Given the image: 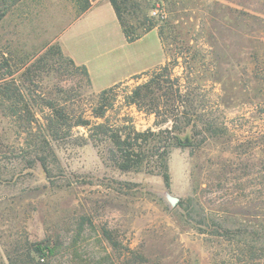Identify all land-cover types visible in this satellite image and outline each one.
<instances>
[{"label": "rangeland", "instance_id": "rangeland-1", "mask_svg": "<svg viewBox=\"0 0 264 264\" xmlns=\"http://www.w3.org/2000/svg\"><path fill=\"white\" fill-rule=\"evenodd\" d=\"M98 1L3 0L0 53L18 73L52 44L69 56L59 35L84 5ZM206 1L196 0L188 9L178 3L172 13L165 6L175 35L166 47L159 27L127 42L114 11L111 15L101 7L98 17L110 36L66 43L84 57L96 49L110 53L98 83L92 85L81 69L66 63L38 81V90L65 104L68 114L94 120L102 85L151 67L117 84L107 116L111 121L125 117L139 130L156 129L155 115L128 104L124 96L167 64L172 77L193 91L198 110L196 126L180 133L194 145L170 152L169 185L145 167L120 169L109 159L111 144L95 145L83 126L74 127L52 152L32 156V167L25 169L18 154L23 140L0 113V151L14 145L16 152L0 157V264H244V246L221 234L236 220L244 224L245 194L257 189L244 191V133L264 130V0H208L209 8ZM178 46L185 53L175 65ZM205 122L218 131L208 133ZM187 209L202 216L190 217ZM37 244L52 246L54 253L43 259Z\"/></svg>", "mask_w": 264, "mask_h": 264}, {"label": "trees", "instance_id": "trees-1", "mask_svg": "<svg viewBox=\"0 0 264 264\" xmlns=\"http://www.w3.org/2000/svg\"><path fill=\"white\" fill-rule=\"evenodd\" d=\"M11 1L15 3L17 0ZM109 1L129 42H134L159 27L161 43L166 47L170 43L169 40L174 43L175 35L171 33L174 27L168 21L165 6H168V12L172 13L178 3L188 9L196 0ZM0 2L4 4L3 0ZM205 4L209 8L208 0ZM90 7V3L84 5L81 13ZM1 12L5 14L7 8ZM246 14L248 18H258L251 12ZM159 21L164 24L159 26ZM166 26L169 27L168 30ZM176 48L180 50H176L175 55V65H178L179 57L183 55L181 53L185 52L180 46ZM62 63L81 69L83 74L90 78L87 67L76 64L71 57L63 53L58 44L47 47L42 55L21 73H18L20 69L14 67L9 58L0 53V113L8 119L17 138L23 140L18 154L20 153L19 156L25 162V169L32 167V156L49 150L52 152V146L61 144L71 136L74 127L83 126L89 131L88 138L95 145L103 142L111 144L109 159L120 169L145 167L148 171L162 174L169 185L170 152L176 147L194 145L188 137L180 136L187 128L197 124L198 110L194 103L193 91L187 85L181 84L178 77L173 78V69H169L166 64L153 71L148 81L136 86L131 93L124 96L128 104L136 105L140 111L155 115L156 129L139 130L133 121L125 117L115 121L109 119L107 113L114 108L118 96L115 92L117 84L103 89L100 93L98 103L91 114L94 120L83 115L76 117L68 114L65 104L46 96L37 87L44 74L55 71L56 65L60 66ZM169 123L170 126H167ZM203 126L208 133L218 131L213 122H205ZM0 145L4 146L3 143ZM5 149L6 151H0V157L7 158L8 154L16 153L14 145L6 146ZM40 159L43 163L46 162L45 157ZM3 174L4 170L0 169V176ZM19 175H24V170ZM244 180V191L257 187L253 193L245 194V201L249 206L244 209V224L236 220L234 228L224 227L221 235L244 246L241 250L244 264H264V130L244 133ZM254 193L261 199L257 200L258 197H255ZM187 215L202 216L193 209L188 210ZM105 237L112 245H117V241L108 232ZM35 251L44 259V256L54 253V248L48 244H37Z\"/></svg>", "mask_w": 264, "mask_h": 264}, {"label": "crops", "instance_id": "crops-1", "mask_svg": "<svg viewBox=\"0 0 264 264\" xmlns=\"http://www.w3.org/2000/svg\"><path fill=\"white\" fill-rule=\"evenodd\" d=\"M101 7H105L111 12V15H113L112 10L114 11V8L110 3V1L99 0L98 3L97 2L93 3L86 12L79 15L72 24L66 27L63 32H61V34L58 37V40L60 41L64 52L67 53L77 64L85 65L87 67L92 85L93 83L94 84H96V82L98 83L97 78L99 79L98 77L99 70H101L100 69L101 66L104 65L103 61L106 59V57L110 55V53H106L104 51L99 52L96 49V51L93 52L91 55L84 57L81 56L76 49L74 51H70L66 43L69 38H74V39L79 38L81 40H84L86 37H88L89 39H92L94 41L96 40L105 41V38L107 39V36H110L111 33L107 32V29L103 27L104 22L101 21L100 18L98 17V14L100 13L99 8ZM114 14L118 21L115 11ZM118 24L121 27L119 21ZM127 42L129 41L127 40ZM149 68L129 71L128 73L122 76H113L112 79L109 80L105 85H102V87H100L99 90L114 86Z\"/></svg>", "mask_w": 264, "mask_h": 264}, {"label": "water", "instance_id": "water-1", "mask_svg": "<svg viewBox=\"0 0 264 264\" xmlns=\"http://www.w3.org/2000/svg\"><path fill=\"white\" fill-rule=\"evenodd\" d=\"M176 202H177V199H172L173 204H176Z\"/></svg>", "mask_w": 264, "mask_h": 264}]
</instances>
